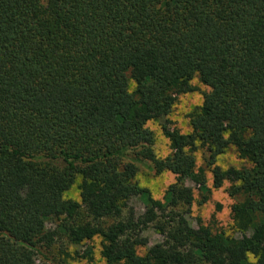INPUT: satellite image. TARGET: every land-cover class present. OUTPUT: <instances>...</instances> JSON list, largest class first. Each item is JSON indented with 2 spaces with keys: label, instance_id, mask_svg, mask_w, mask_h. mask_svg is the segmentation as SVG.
Masks as SVG:
<instances>
[{
  "label": "trees",
  "instance_id": "1",
  "mask_svg": "<svg viewBox=\"0 0 264 264\" xmlns=\"http://www.w3.org/2000/svg\"><path fill=\"white\" fill-rule=\"evenodd\" d=\"M194 77L208 90L183 133L167 116ZM228 148L243 165L216 164ZM143 162L174 175L161 199ZM225 181L238 236L189 221ZM95 236L83 264H264V0H0V264Z\"/></svg>",
  "mask_w": 264,
  "mask_h": 264
},
{
  "label": "rangeland",
  "instance_id": "2",
  "mask_svg": "<svg viewBox=\"0 0 264 264\" xmlns=\"http://www.w3.org/2000/svg\"><path fill=\"white\" fill-rule=\"evenodd\" d=\"M194 78L196 80V83H191V85L194 86L195 89L192 92L179 95L177 101L172 107L171 112L167 116L171 126L178 128L183 133L189 132V131H185V129H190L189 119H188L189 113L198 106H200L203 98L202 97L203 93H205L208 90L207 87L206 88L202 87L203 84L199 82L197 77ZM192 93H198L200 95L201 97L200 103L194 102V100L190 95ZM176 117H179L180 119H177ZM181 119L187 121V124H185L183 127H181V122H180ZM152 121L147 122V127L151 129L155 135L154 152L157 157L164 158L171 152L169 148V143L166 137L162 133L160 123L158 121H155L156 127H152L151 126ZM157 128L159 129V132H157ZM161 137H163V139H161ZM226 151L227 153H225ZM226 151L218 155L222 157V160L220 163H217L216 161V164H218L220 167H222L223 165L222 168H226L228 166L243 165L242 160H240L237 157L233 148H228ZM158 152L162 153V155L158 156L157 155ZM197 153H199V159H197V155H196ZM207 155L208 153L203 151L201 148L198 149L197 152L195 153L197 166H201L204 169L205 175L207 177L208 185L211 186V181L209 182V175L211 176V173L208 167L206 166L205 161L203 160L204 157H206ZM136 179L142 187H145L150 191L154 199H161L167 186L174 182V175H172L169 171H164L161 172L160 174H157L153 171V169H151V164L149 162H143L139 164V171L137 172ZM185 184L187 186L192 187L193 196L195 200H198L199 199L198 190L193 185V183L186 181ZM228 186H229L228 183L226 184L224 183L220 189H212L209 199L204 204L197 205L196 202L192 204L189 221L193 226L197 225L196 219L199 218L202 224L210 226L213 230H224L226 234L232 236L239 235V233L234 230L232 220L229 216L230 206L233 203V200L227 194ZM66 197L78 199L77 189L74 187L71 190H69L66 193ZM130 205L138 213L142 212L143 210V204L139 198H133L130 201ZM218 205H220V208H218ZM143 235L146 236L148 240V246L153 245L154 243H157L161 240V236L152 227L148 228L143 233ZM97 242L98 241L94 240L93 238L84 245L75 247L72 245H68L67 242L64 241V244L66 246L64 251H66V253L68 254L67 256H65L60 251L61 248L59 244H56L50 250L43 251L42 254L37 255L35 262L36 264H83L84 260L81 261L80 259H78L77 254H82L84 250L87 249V247L93 246L91 250L92 253H94L93 254L94 257L97 259L98 258V254L96 251L98 246ZM96 264H98L97 260H96Z\"/></svg>",
  "mask_w": 264,
  "mask_h": 264
},
{
  "label": "clouds",
  "instance_id": "3",
  "mask_svg": "<svg viewBox=\"0 0 264 264\" xmlns=\"http://www.w3.org/2000/svg\"><path fill=\"white\" fill-rule=\"evenodd\" d=\"M125 74H127V73H125ZM145 82H148V81H150V77H148V76H145ZM191 83H196V80H195V78L191 81ZM133 87H135V85L132 83V81H131V78H129V91H131V89L133 88ZM202 87H205L206 88V86L205 85H202ZM191 95V97H192V99L194 100V102L195 103H200L201 102V97H200V95L198 94V93H192V94H190ZM182 99H183V97H182ZM177 119H180L179 117H176ZM180 122H181V127H183L185 124H187V121L186 120H184V119H181L180 120ZM151 126L152 127H156V122L155 121H152L151 122ZM185 131H190V129H185ZM157 132H159V129L157 128ZM249 135L251 134L250 132L248 133ZM223 135H224V137L225 138H227V136L229 135V132L227 131V130H225L224 131V133H223ZM161 139H163V137H161ZM197 144H199V140H197V141H195ZM187 149H185V151H186ZM225 153H227V151L225 152ZM157 155L159 156V155H162V153H157ZM197 155V159H199V153H197L196 154ZM221 160H222V157L221 156H217V158H216V161H217V163H220L221 162ZM222 167H223V165H222ZM211 181V176L209 175V182ZM77 182H79V177H77ZM225 184L227 183V181H225L224 182ZM236 183L237 184H239L240 183V181L239 180H237L236 181ZM100 239V237L99 236H95L94 237V240H99ZM96 251L98 252L99 251V246H97V249H96ZM144 251H145V249H143V248H137L136 249V254L137 255H143V253H144ZM246 256H247V260L248 261H250V262H252V264H255V262H256V260H257V255H255V254H253L252 252H247L246 253ZM98 260H99V258H98Z\"/></svg>",
  "mask_w": 264,
  "mask_h": 264
}]
</instances>
